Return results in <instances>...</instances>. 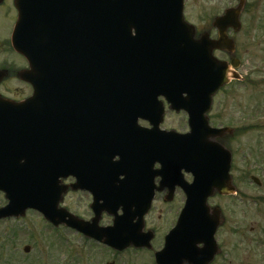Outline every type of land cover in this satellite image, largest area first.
<instances>
[{
  "label": "water",
  "instance_id": "1",
  "mask_svg": "<svg viewBox=\"0 0 264 264\" xmlns=\"http://www.w3.org/2000/svg\"><path fill=\"white\" fill-rule=\"evenodd\" d=\"M183 1L16 0L19 19L13 46L29 62L30 70L19 76L32 86L34 94L0 110L8 116H4V123L13 121L11 147L16 157L13 172L8 167L0 169V190L8 201L0 209V219L24 217L25 210H38L56 227L70 225L112 248L131 244L129 236L123 235L121 218L114 220L111 229H98L96 217L90 226L71 215L70 221L65 220L67 212L58 207L64 194L59 178L63 174L98 177L107 167L114 171L108 161L115 150L106 144L129 136L137 139L132 125L139 100L142 112L156 114L160 119L157 125L161 123L163 110L156 96L162 94L171 109L188 113L190 133H158L156 127L140 135L147 179L153 182L150 171L155 160L166 162L163 173L168 180L176 181L181 169L192 172L194 183L185 190L190 193V206H198L196 225L202 236L208 226L201 219L209 214L207 198L215 192L234 193L230 152L221 143L227 130L209 128L206 114L214 94L237 75L212 52H233V43L228 42L230 47L223 33L218 43L203 37L195 40L193 28L183 21ZM239 1L237 9L217 21L221 27L238 29L244 0ZM76 79L81 86L85 81L88 102L81 106L80 94L72 89ZM42 110L59 111L61 127L48 113L38 122L34 112ZM87 112L94 122L90 127L84 119L81 124L80 116L85 118ZM129 117L132 120L128 122L125 118ZM4 134L8 137L6 128ZM102 144L105 146L100 151ZM94 151L97 157L89 154ZM104 178L109 176L104 174ZM71 187L75 191L79 188L76 184ZM146 205L144 212L149 208L148 202Z\"/></svg>",
  "mask_w": 264,
  "mask_h": 264
},
{
  "label": "flooded vegetation",
  "instance_id": "2",
  "mask_svg": "<svg viewBox=\"0 0 264 264\" xmlns=\"http://www.w3.org/2000/svg\"><path fill=\"white\" fill-rule=\"evenodd\" d=\"M232 1L233 4L222 7L220 13L213 14L210 17V27L206 30L200 29L199 31V25L188 19L187 5H184V11L186 20L195 27L196 40H198L200 36H207L210 41H217L219 39V31L225 32L224 35L230 41L234 42L235 53L229 54L227 52L214 51V54L219 60L229 62L231 65L232 62H235L240 68L242 67V62L237 57L236 41L232 35L238 34L241 31L236 32L233 28H227L224 31V29L219 30L215 26V19L217 17H220L227 9L239 6V1ZM13 4L14 0H0V21H8L7 32L0 29V96L7 101H21L31 96L32 92L31 87L23 82L19 76L20 73L28 69V64L20 55L16 54L11 45L10 36L17 19L16 9ZM254 6L258 10L259 15L263 16L264 0H255ZM248 7L249 0H244L242 11L239 16L240 25H242V17L246 13ZM217 9L218 8H208L206 9L208 11L207 14ZM244 82L245 79L241 81L242 84H244ZM16 84L20 85V88H18ZM11 86L13 88H11ZM22 89L27 90L29 92L28 95L24 96L18 93ZM139 123L143 125L141 121ZM218 127L223 126L221 125ZM232 139L233 134L224 137L223 142L228 148V144ZM157 168H159V166L155 165L154 169ZM122 177L123 176L120 175L119 180ZM145 178L142 172L137 174L132 171L128 175L130 186L127 188L126 192L132 196L128 200L131 204L129 208L131 214L127 216L128 220L122 224V227L126 229L124 235L131 238V244H125V246L120 249H111L103 243L101 244L96 240L86 238L82 233L71 228L70 225L59 226L58 228H54L50 224L49 226L55 230V233H58V231H66L70 235V239L71 235H74V238L78 241L81 240V248H86L91 245L99 247V250L103 251L99 262L100 264H158L160 258L157 257V254L166 249L165 245L169 242V238H171L168 236L179 221V240H173L167 246L168 250L165 258L169 264H252L250 254L252 244L249 236L254 231L251 229V232H249L246 228L248 224V212L245 195L242 189L235 187L234 191H236V193L232 196H225L218 193L207 199L208 219L211 226L207 230H204L202 237L198 236L197 239V235L193 230L186 229L187 223L192 221L193 218L189 215H181L185 206L187 194L183 193L180 186L173 181L163 180L162 185H160V178H156L154 184L157 189L154 191L151 207L144 216H138V213L145 209V206H139L140 203H143L146 196L144 195L145 184H143ZM183 180L190 182L191 176L185 173L183 175ZM73 183L74 179L70 177L60 179L61 188L64 189L61 207L72 216L82 220V222L90 224L92 223L93 217L96 216V218L99 219L96 225L97 228L111 227L114 217L112 214L109 215L106 209H110L112 203V208L118 206L122 200L107 199L110 193L109 195H100V200L93 202V197H91L90 193L82 190H78L77 192L73 191L71 187ZM78 194L87 198L86 203H83V209L79 211V213L71 209L67 204L69 198ZM0 199L3 200L2 194H0ZM231 200L237 203H232ZM261 202L264 203V201H257V203L253 202V204H258L259 206ZM93 208H95V211ZM115 215L117 217L121 216L122 208H118ZM66 219L67 221L71 220L69 217H66ZM4 220L15 221L16 219ZM96 226L94 227L96 228ZM260 233V237L264 239V231ZM66 239L67 238L64 237L62 238L63 241L68 242L67 240L69 239ZM70 241L68 250L70 253H68L67 256L68 264H86L87 262L91 264L89 257H84L82 254L74 251V243L72 240ZM84 244L87 245L83 246ZM254 244L255 247L253 251L258 250L257 247L260 246L263 248V252L260 256V263H264V240L257 238ZM77 256L80 257L76 258Z\"/></svg>",
  "mask_w": 264,
  "mask_h": 264
},
{
  "label": "rangeland",
  "instance_id": "3",
  "mask_svg": "<svg viewBox=\"0 0 264 264\" xmlns=\"http://www.w3.org/2000/svg\"><path fill=\"white\" fill-rule=\"evenodd\" d=\"M254 2L249 0V7L242 17L241 32L232 35L236 41L237 57L242 62L238 73L245 82L231 83L218 93L209 117L213 127L227 124L238 128L228 144L233 159L231 175L236 187L242 189L245 195L248 212L246 228L249 232L251 229L254 231L249 236L252 264H264L260 263L263 248L260 246L253 251L255 239L264 240L260 237V232L264 231V203L261 202L259 206L253 204L264 201V15H259ZM185 4L188 19L197 23L200 31L208 29L210 17L220 13L222 7L233 4V1L186 0ZM208 8L218 9L207 14ZM0 29L7 32V20L0 21ZM16 85L20 88V85ZM18 93L26 96L29 92L22 89ZM164 119L161 125L163 129L173 128L179 132L187 129L183 113L176 115L167 112ZM250 177L258 179L260 187ZM86 201V197L78 194L69 198L67 204L79 213ZM4 202L0 199V206ZM65 232H61V235L55 233L37 212L27 211L23 219L17 221L4 220L0 222V264H68L70 240L74 243V251L89 257L91 264H100L103 251L99 247L91 245L81 248V240L78 241L74 235L70 239ZM63 237L69 239H66L68 242L63 241ZM27 246V253H23Z\"/></svg>",
  "mask_w": 264,
  "mask_h": 264
}]
</instances>
